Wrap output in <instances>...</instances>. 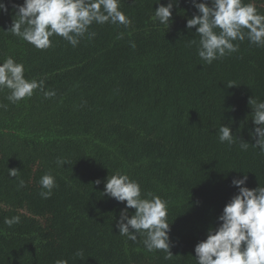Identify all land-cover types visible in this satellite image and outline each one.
<instances>
[{"label":"trees","instance_id":"1","mask_svg":"<svg viewBox=\"0 0 264 264\" xmlns=\"http://www.w3.org/2000/svg\"><path fill=\"white\" fill-rule=\"evenodd\" d=\"M5 2L0 63L11 56L26 79L44 81L56 95L46 99L37 89L12 103L0 90V264H197L196 244L219 227L238 194L233 178L247 174V187L264 186L249 104L264 101V47L246 38L236 42L238 52L207 65L196 27H186L198 14L191 0L174 4L168 27L154 20L157 0H120L129 27L94 23L95 36L78 46L54 35L52 47L40 50L7 32L13 5L24 0ZM243 2L264 14V0ZM222 124L234 144L219 141ZM117 171L140 184L142 197L151 192L167 202L171 260L148 251L146 237L119 234L126 202L102 194ZM45 174L56 182L48 199L40 195ZM15 216L19 223H4Z\"/></svg>","mask_w":264,"mask_h":264},{"label":"clouds","instance_id":"2","mask_svg":"<svg viewBox=\"0 0 264 264\" xmlns=\"http://www.w3.org/2000/svg\"><path fill=\"white\" fill-rule=\"evenodd\" d=\"M157 3L160 6L155 9L154 20L168 27L174 4L179 0H169L167 5L160 0ZM191 3L198 14L187 20L186 27L189 30L196 27L197 54L205 64L211 65L213 61L238 52L240 45L236 42L246 38L251 44L264 47V14L252 3L243 0H211V6L207 0H191ZM13 9L15 15L7 32L40 50L52 47L50 37L54 35L76 47L86 35L89 39L95 36L94 32H89L94 23L126 28L132 23L120 10V0H24L23 4L13 5ZM7 11L8 4L0 0V12ZM131 46L135 47V43ZM5 88L10 93L6 99L12 103L32 97L37 89L43 91L46 99L56 95L54 90L44 91V81L26 79L24 65L11 56L0 63V90ZM249 104L256 125L250 132L256 141L252 145L264 152V101L250 98ZM218 138L229 145L236 142L231 128L224 124L218 129ZM248 146L249 143L241 140V149L246 151ZM65 163L58 160L61 166ZM9 175L17 177L18 169H9ZM247 180V174L233 178L232 184L238 188V194L224 207L218 218L219 227L210 228L207 238L196 244L197 264H264V186L249 188ZM100 182L99 179L95 181L96 184ZM39 184L43 189L41 197L50 198L56 187L55 178L45 174ZM19 186H25L23 180ZM102 194L126 202L117 224L121 236L132 241L137 239V234L144 236L143 243L148 251L162 250L166 260L172 259L166 201L151 192L142 197L140 184L119 171L107 177ZM128 209H135V213L130 216ZM19 222V216L4 220L9 227ZM76 255L82 258L81 252ZM56 264H67V261L58 260Z\"/></svg>","mask_w":264,"mask_h":264}]
</instances>
